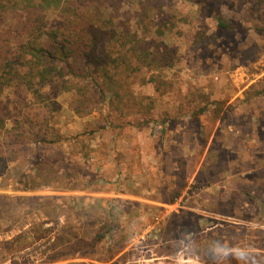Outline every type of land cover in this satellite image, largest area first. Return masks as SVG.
<instances>
[{"label": "rangeland", "instance_id": "1", "mask_svg": "<svg viewBox=\"0 0 264 264\" xmlns=\"http://www.w3.org/2000/svg\"><path fill=\"white\" fill-rule=\"evenodd\" d=\"M141 1L77 0L70 3L67 13L93 17L89 28L80 22L77 30L88 46L92 45L87 40L89 32L99 33L106 56L108 37L120 33L122 18L131 17L129 38L150 42V59L159 53L167 56L161 68L144 66V79L150 81L143 83L145 87L135 82L139 79L136 72L120 67L118 75L112 74L122 82L115 84L119 98L106 90L99 92L102 78L97 72L89 79L66 76L65 88L45 86L42 93L49 99L43 104L32 94H16L11 88L0 93L1 101H15L7 108L9 115L24 113L30 125L19 127L23 139L20 145L9 147L3 143L8 141L5 129L13 126L12 119L3 118L0 123L4 126L0 127V195L12 198L0 199V264H264L263 183L255 187L250 175L242 176L239 186L233 180L223 184L220 180L206 190L205 178L191 188L146 194L136 189L139 183L142 190L145 185L152 187V170L149 161L139 163L138 159L124 167V172L136 174L130 184L136 191L133 195L175 198L176 206L168 211L162 206H143L138 199L108 198L114 184L108 180V165L118 173L121 170L120 140L130 137L134 155L138 152L136 135L148 149V139L153 137L181 139L186 135L189 143L196 144L207 133L206 122L212 115L199 113L207 106L214 110L216 101L227 98L215 100L222 97L216 91L218 81L223 80V89L231 94V75L240 88L235 107H223L220 115L223 122L238 125L236 133L221 125L225 140L232 135L250 138L253 94L264 112V0H170L162 14L139 18ZM217 15L238 27L219 29ZM136 17L144 27L136 24ZM44 18L45 30L54 29L60 21L51 11L44 12ZM25 21L20 12H0V47L14 48L19 33L24 32L14 26ZM128 73L135 79L128 81ZM255 82V92L245 95ZM232 107L238 110L236 115L229 112ZM191 111L202 125L193 120ZM255 122L263 126L264 113H258ZM109 139L114 146L108 149ZM212 147L218 162L211 168L231 169L235 148ZM108 150L114 164L108 162ZM244 157L243 170L248 171L247 154ZM141 167L148 171L147 180L137 174ZM24 187L34 189L21 190ZM57 189L66 192L60 195ZM196 206L201 208L195 210ZM217 212L219 219L212 214Z\"/></svg>", "mask_w": 264, "mask_h": 264}, {"label": "trees", "instance_id": "2", "mask_svg": "<svg viewBox=\"0 0 264 264\" xmlns=\"http://www.w3.org/2000/svg\"><path fill=\"white\" fill-rule=\"evenodd\" d=\"M76 1L0 0V7L5 8L4 10L0 9L1 13L8 15L9 10L16 14L20 12L26 20L24 23H17L14 26L15 30L21 31L23 29L25 35L23 37V34L19 33L20 38L16 41L14 48L0 47V93L4 89L11 88L15 90L16 94H19V92L30 93L38 103L43 104L49 99L42 93V88L45 86H50L52 90L65 88L62 80H65L66 76L89 79L92 73L97 72L98 76L102 78V86L97 87L99 92L106 90L110 92L111 97H116L115 84L119 81L113 79L112 74L114 72L118 75L120 67L136 72L139 67L154 66L155 68H161L166 64L167 56L161 53L153 55L151 59L149 58L152 54V51H149L150 42L146 44L129 38L128 19L131 17L122 18L124 21L118 22V29L121 30L117 32L120 33H113L108 37V43H110L108 56L103 55L105 49L100 44L104 43V39L98 41L99 33L93 35L92 32H89L90 39L87 40L94 45L90 49L92 45L88 46L86 41L83 40L77 26L81 22L83 25L86 24L84 27L89 28L90 20L93 17L77 11L73 15L67 13L70 3ZM169 5H171L170 0H143L139 2L138 17L150 16L151 13L155 12L162 14ZM47 11L54 12L59 17L60 21L57 26H53L54 29H44L47 25L44 12ZM138 17L135 19L136 24L144 27V25L138 23V20H140ZM215 22L219 29L238 27L237 24L225 21L219 15L215 17ZM65 28L68 32L65 31ZM148 29L149 27H146L142 30ZM112 53L115 56L110 59ZM132 62L136 66H133ZM151 76L154 78V75ZM55 93L57 94L56 91ZM18 98L20 99L21 96H18ZM14 102L8 101L7 103V101L0 100V123L4 121L3 118H9L12 119L13 124L9 130L5 129L7 132L6 140L8 141L3 144L9 147L20 145L19 142L23 139L24 133L19 127L29 125L24 113L9 115L7 108L9 105L14 106ZM17 124L20 126H18V133L15 135L13 131L17 128ZM2 125L0 127L4 128ZM33 189V187H24L21 190ZM0 199L11 200L12 198L0 195ZM66 259H69V257H64V260Z\"/></svg>", "mask_w": 264, "mask_h": 264}, {"label": "crops", "instance_id": "3", "mask_svg": "<svg viewBox=\"0 0 264 264\" xmlns=\"http://www.w3.org/2000/svg\"><path fill=\"white\" fill-rule=\"evenodd\" d=\"M145 67H139L138 70L135 73V78L139 76L138 81L140 86L145 87L144 84H147L150 82L149 80L145 81ZM128 81H131L132 78L130 76V73H128ZM127 78V77H126ZM229 79L231 80L230 83L233 86L232 93L230 94L228 91L224 90L222 87L223 80H220L217 82L219 89L216 91L222 95V97L215 99L220 100L225 98L221 101H216L214 103V110L211 108L206 107V109H202V111L199 114H205L204 116H209V114H212L210 116V119L207 120L205 128L208 129L207 133L200 137L198 139V142L195 144V141H192V143H189V138L186 135H183L181 139L177 138H150L148 139L149 142H151L150 149L146 148L144 143L145 140L142 138L137 137L136 135V144L138 147V152L136 155L133 154L131 150L132 146V140L130 137L123 138L120 140V162H121V170H119L115 166H109L108 165V180L111 182H114L113 188L111 190H108V198H115V199H122L124 201L130 200V199H138L141 200L144 204H149V206H159L163 208H167L168 211H171V207H175L177 202L174 200L172 201V198L165 200L161 199H146L143 197H136L133 194L136 193L130 185L132 182V178H134V175L129 174V172L125 171V166L127 164H130L131 162H148V169L152 170V177L154 180V184H152V187L150 185H145L143 190L141 189V184L139 183L140 188L136 189L137 192L146 193V194H154L157 191L161 190L163 193L168 194L171 192H176L178 188L187 187L191 188L195 184L198 183L200 179H205L204 187L207 190L208 187H212L213 185L217 184L220 180L221 184H223L226 181H232L236 184V186H239V184L242 182V179L244 175H250L249 182L254 185L255 187H258L261 183H263V194H264V148L261 149V147H264V123L262 125H258L256 121V117L258 113H264L260 110V107L257 105V96L253 94L255 90L257 89L258 83H253L250 87L244 91L245 95H251L253 94V111L250 112V123L249 128L251 130L250 138L246 139L243 138L242 140L238 139L235 135L229 136L226 140L221 136L223 129L226 126V129L231 131L232 133L238 132V125H236L235 122H223L221 118V114L223 113L222 109L223 107L226 108L227 106L231 105L235 107V103L237 101V92L240 91V88L238 89V82H236L235 79L232 78L231 75H229ZM119 82L122 84V82L119 80ZM138 83V84H139ZM156 83V81H154ZM231 86V87H232ZM237 88V89H236ZM220 89H223V93H220ZM116 94L117 98L120 96V90L119 86L116 87ZM157 90L156 89L154 91ZM171 93L172 92H168ZM169 94V95H171ZM143 96V95H142ZM140 96V97H142ZM229 99V100H228ZM239 103V100H238ZM224 104L226 106H224ZM230 108L229 112L232 115H236L238 113V110H235V108ZM171 109V108H170ZM191 110V109H190ZM172 113H174L172 108ZM190 115H194L193 119L198 124H201V122H198L196 120L197 113H194L193 111L189 112ZM262 124V121L260 122ZM202 125V124H201ZM221 125H225L223 128ZM258 128L260 129V132H258ZM218 131V132H217ZM215 132H217L215 134ZM155 136V135H154ZM238 142V144L236 143ZM116 143H118L116 141ZM214 144L217 145L219 148H229L234 147L235 153L232 159L230 161L233 162V167L230 168H224L221 171H219L218 166L211 168V164H216L217 157L214 155V147H212ZM247 145V149H245ZM114 143L112 140H108V149L113 147ZM160 148H163L164 152L160 154L162 150ZM194 148V149H193ZM255 151V152H254ZM112 151L108 150V162L110 164L113 163V155L111 156ZM247 154V161L249 162L248 165V171L243 170L246 168V164H244L246 161L244 155ZM243 158V159H242ZM115 161V160H114ZM124 168V169H123ZM243 170V171H242ZM146 167H141V170L137 173L142 176V179H146L148 177ZM183 173V175L179 174ZM254 172V173H251ZM229 175H228V174ZM146 174V175H145ZM227 174V175H226ZM217 175V176H216ZM181 180L179 181L178 180ZM215 179V180H214ZM111 182V184H112ZM181 182V184H179ZM149 184V180H148ZM200 185H203V180L200 182ZM158 186V187H157ZM221 190L224 188V186H221ZM59 188V187H58ZM163 189V190H162ZM47 190L55 191L50 188H47ZM57 193H62L60 195H64L66 192L65 189H57ZM59 197H57L58 199ZM127 203V202H126ZM161 207V208H162ZM201 207L196 206V209H199ZM128 214V213H127ZM215 217L219 219V214L212 213ZM156 221L157 217L155 218ZM146 232V231H144ZM143 232V233H144ZM145 234V233H144ZM145 236V235H144ZM140 236V237H144Z\"/></svg>", "mask_w": 264, "mask_h": 264}]
</instances>
